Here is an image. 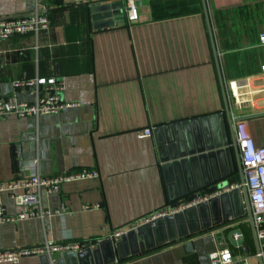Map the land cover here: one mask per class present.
<instances>
[{
	"label": "crops",
	"instance_id": "obj_1",
	"mask_svg": "<svg viewBox=\"0 0 264 264\" xmlns=\"http://www.w3.org/2000/svg\"><path fill=\"white\" fill-rule=\"evenodd\" d=\"M104 1L111 0H0V18L36 10L49 18L47 28L0 38V98L32 100L28 87L15 86L14 80L54 75L63 81V100L73 102L57 112L0 116V182L21 174L24 160L32 158L43 174L82 166L99 172L63 181L58 192H42L44 205L69 208L45 217L47 231L39 217L11 221L0 216V249L75 238L84 242L75 251L90 259L83 264H211L209 251L226 244L235 257L260 264L245 217L213 223L209 209L199 216L200 208L186 212L184 207L169 213L183 211L176 218L178 229L188 233L177 238L170 218L143 220L208 187L221 173H237L202 0H137V19L94 27L90 6ZM206 4L229 114L243 118L254 143L264 144V44L258 39L264 0ZM245 79L248 85L233 94L228 82ZM148 125L154 126L152 134L138 137L137 129ZM199 141L219 145L204 147L201 160H188L199 154L189 153ZM180 153L184 161L174 163ZM0 204L10 214L24 208L8 189L0 190ZM116 228L123 233L108 236ZM233 228L241 230L243 245L229 239ZM62 253L0 264H52Z\"/></svg>",
	"mask_w": 264,
	"mask_h": 264
},
{
	"label": "built area",
	"instance_id": "obj_2",
	"mask_svg": "<svg viewBox=\"0 0 264 264\" xmlns=\"http://www.w3.org/2000/svg\"><path fill=\"white\" fill-rule=\"evenodd\" d=\"M122 12L127 21L137 19L139 17L137 0H123ZM48 26L49 18L46 13L38 10L33 13L0 18V38H7L13 34L24 33L29 30L38 31ZM258 39L260 44H264V29L259 32ZM260 71L263 76V85L260 89L264 90V63L260 64ZM13 83L15 86L24 85L28 87L34 97L32 100L13 99L10 101L0 98V116L7 113L26 116L57 112L63 107L73 104V102L64 101L61 97L64 84L60 77L35 75L14 80ZM248 83L246 79L240 83L236 80H230L228 86L233 94H237L239 87L247 86ZM153 127V125H148L138 128L136 131L137 136L151 135ZM233 128L244 175L243 184L247 188L253 226L258 241V248L254 255L260 264H264V144L256 145L254 143L243 118H234ZM98 174L99 172L96 168L88 166L43 174L39 172L35 158L26 159L23 162L21 174L0 182V190L8 189L12 198L24 208L17 213L10 214L0 204V216L3 220L11 221L39 217L42 219L45 231H47L50 222L45 217L54 213L68 212L69 208L64 203L54 209L44 205L42 203V192H58L63 181L96 177ZM239 185V182H233L225 188L229 189ZM210 195L209 193L196 194L187 199L177 201L170 206L158 208L145 215L143 220L148 221L181 210L184 207L207 199ZM91 205L85 204V207H90ZM122 233L123 230L121 228H116L108 236L118 237ZM83 247L84 242L75 238H62L60 240L45 238L42 243L0 249V262L16 263L22 256L42 253H46L51 257V253L54 251L80 250ZM208 256L211 264H251L247 257H235L231 248L226 244L210 250Z\"/></svg>",
	"mask_w": 264,
	"mask_h": 264
},
{
	"label": "water",
	"instance_id": "obj_3",
	"mask_svg": "<svg viewBox=\"0 0 264 264\" xmlns=\"http://www.w3.org/2000/svg\"><path fill=\"white\" fill-rule=\"evenodd\" d=\"M122 4H123V0H111V1L97 2L95 4H92L90 6V11H91V18L93 20L92 21L93 26L94 27H104V26L111 25L115 22L123 21L125 18L123 16V12H122ZM202 4H203V9L205 12V17L207 20L208 28L210 31L212 47H213V50L215 52V56H216V60H217L218 73H219L220 82H221L222 90H223V96H224L225 112L227 114L228 126H229V131H230V140H231V144L233 146L235 156H236V160H237V173L231 175L230 173H232L234 170H231L229 172L225 171L224 173H221L216 178H212L208 182V183H210L208 187L199 190L195 194H191L189 196H186L185 198L187 199V198H189L193 195H196V194H205V193L211 194L207 199L202 200L196 204L190 205L189 207H186L183 211L188 212L189 210H192L193 208L194 209L200 208L199 209V216H201L203 214L204 208L207 210L209 209L210 212L214 214L213 223L226 221L228 218H233L234 220L239 219V217L247 218L249 220V223H250V226L252 229V235H253L255 246L257 249L258 248V241H257L255 229L253 226L252 213H251V207H250V202H249V198H248L247 188L243 184L244 175H243V171H242V166H241V161H240L239 151H238V145H237V141H236V137H235V133H234V128H233V119L231 118V116L229 114V105H228L227 93H226V90L224 88L223 80L221 77L219 62H218L217 53H216V45L214 42L212 28L210 25V19H209V15H208L206 0H202ZM225 140H226L225 142H228L227 139H225ZM200 143H201V141H199L198 145L189 146V149H190L189 153L190 154L195 153V151H197V153H199V154H192L191 156H188V158H189L188 160H193V162H195V160H197V159L201 160L205 157V154H204L205 152H203L205 148L209 149L211 147H214L215 145H216L215 147H217V145H219V144H217V142H215L216 143L215 145L211 144V142L208 144L206 143V144H202V145ZM216 152L218 153L221 151H220V149H218V150L216 149ZM212 153H214V152H211L209 154H212ZM174 157H175V159H179V160H174L175 161L174 163H177V161L183 162L184 160H182L183 159L182 157H185V156L183 153H180V154H175ZM212 173L218 174L219 172L215 169L212 171ZM182 178L184 181H188L190 178L188 172H183ZM233 182H239L240 185L231 187L229 189L225 188L226 186H228L230 183H233ZM202 186L203 185L200 184L196 188H193V189H200ZM185 198H183L181 200H184ZM183 211L175 212L172 215L166 214L163 216H159L157 218L158 219L170 218L171 220H173L171 222L174 223L175 228L178 229L179 224L177 223L178 221L176 218L179 215L183 214ZM187 215L192 216V215L186 213V216ZM157 218H155V219H157ZM155 219H153V220H155ZM185 221H186V223H189L188 219ZM149 222H151V221H149ZM210 224H211V222L206 223V224H202V223L197 224L195 227H190L189 232H191V233L198 232L199 230L205 228L206 226H208ZM187 233L188 232L181 231L178 229L176 232V236L174 235V238H177V236H183ZM235 234H237V236H235ZM122 236H124V235H122ZM228 237L233 244L243 245L242 244L243 237L241 235V230L239 228H233L232 230H230ZM190 244H191L190 242H187L186 245L190 246ZM81 252L82 251L76 252L75 250H72V249L64 250L62 253V257L58 258V259H54L52 261V264H57L58 262H61L62 264H63V262H64V264H83L87 260H90L87 257L83 259V257H81V254H82ZM43 254H46V253H43ZM46 256H47V254H46ZM50 263L48 262L47 264H50Z\"/></svg>",
	"mask_w": 264,
	"mask_h": 264
}]
</instances>
